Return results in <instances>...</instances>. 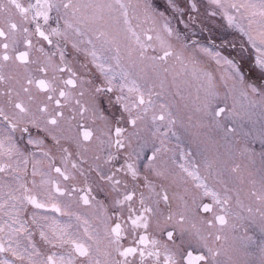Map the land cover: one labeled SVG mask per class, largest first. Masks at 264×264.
I'll list each match as a JSON object with an SVG mask.
<instances>
[{
	"label": "snow or ice",
	"instance_id": "1",
	"mask_svg": "<svg viewBox=\"0 0 264 264\" xmlns=\"http://www.w3.org/2000/svg\"><path fill=\"white\" fill-rule=\"evenodd\" d=\"M206 3L208 17L222 15L247 37L264 72V0ZM186 13L194 25L201 0H165L164 10L148 0H0V264H227L228 249L241 251L225 244L233 189L223 161H206L202 177L195 163L176 165L168 140L185 122L220 127L222 114L242 118L235 103L212 107L219 92L213 72L201 66L205 58L224 72L219 79L231 93L264 103V87L247 84L220 51L185 43L172 20L188 29ZM175 64L192 65L206 85L203 99L182 116L189 105L167 95ZM192 155L181 150L180 159ZM230 172L244 182L239 164ZM249 194L259 201L264 231V176ZM260 253L264 264V246Z\"/></svg>",
	"mask_w": 264,
	"mask_h": 264
},
{
	"label": "rangeland",
	"instance_id": "2",
	"mask_svg": "<svg viewBox=\"0 0 264 264\" xmlns=\"http://www.w3.org/2000/svg\"><path fill=\"white\" fill-rule=\"evenodd\" d=\"M138 2L142 4L143 0H132L133 4ZM148 2L153 4V6L159 10H164L165 0H148ZM205 7H207L206 0H201V15L199 21L204 22L207 18L211 25L218 26L223 33V44L213 48V51H220L222 55L228 56L229 59H232L238 66L240 75L244 77L247 84L254 85L258 88L264 87V72H262L255 63L257 53L255 49L251 48L247 43V37L239 31L238 27H229L227 20H225L222 15L218 14L214 18L208 17L204 12ZM129 14L133 25L135 26V24L138 23L135 19V13L129 9ZM186 14L181 19L184 18L183 20L185 22H189L188 15ZM232 14L237 17V24L241 23L239 14H236L235 12ZM172 24L173 26L178 24L179 27L182 26L184 28L183 23H178L176 19L172 20ZM148 26L149 25H143V27ZM226 27L230 28V30L227 31ZM185 30H189V32L190 30H193L191 31V34L194 36V39L195 37L199 38L201 46L208 47L205 42L200 40L203 37V31L197 30L196 24L193 25L190 23V27ZM137 31L139 32L140 30L137 29ZM212 31H210V33ZM189 32H186L187 37L192 36ZM234 34H236V40L232 41L231 37ZM229 44H232L235 48L231 47L230 49L228 46ZM106 54H114V50L112 53ZM237 59L240 62H238ZM201 66L204 67L206 71L213 72L217 83V90L218 88L221 89L219 95L213 101L212 107L216 108L220 103H226V107L230 109L235 103L236 111L241 113L242 118L232 117L225 113L217 118L220 121V127H216L212 124L211 127L194 128L185 122L183 131H178L176 137L169 136L168 141L172 140L176 145V149L174 148V152H172L171 155H173V158L176 160V165L184 163L186 166H190L196 158L192 157L188 160V157L186 156L185 159H180L183 144L186 147V149L183 150L184 153H187L188 147L191 149L195 147L198 153H202L204 149H206V154H202V156L196 155L199 157L197 160H199L200 164H203V168L206 171L204 172L203 168L199 170L202 177L208 176L209 174V170L205 167L206 161L215 160L217 157L223 161V168L221 169L224 172L223 179L226 180L228 185L233 189L232 214L230 215V219L252 226V228H248L250 229L248 233H240L237 235L235 241L228 237V240L225 242L226 248L230 245L231 248L240 249L241 251L235 253L231 251V249H228L227 255L223 258L227 261V264H260V248L261 246H264L262 221L259 212L256 211V209L260 207V204L259 201H256L250 196L249 190L258 191L260 189L261 177L264 176V103L256 97L245 98L241 96L239 92H229L228 89L224 87L223 82L219 79L224 72L221 71L214 62L205 58L201 62ZM130 71L132 72L131 78H135L138 82L142 83L139 79V70L130 69ZM117 79H119V76ZM168 79L169 91L167 95L169 99L174 103H180L181 107L185 103L189 105V109H184L180 113L181 116L183 115V112L190 111V109L197 106L199 103V101H197V96H199L201 100L203 99L206 85L202 83V76L198 78L196 75H193L192 65H187V68L185 69L181 65L175 64ZM177 92L180 93V96L184 97L182 101L180 100V96L175 95ZM225 96H227L226 100ZM173 111L175 112L176 109L174 108ZM230 122L235 128H237L234 133L226 131L227 123ZM205 123H211V118H208ZM182 128L183 127H180V125H177L175 129ZM194 134L198 135L197 142L195 143L192 140ZM177 145H179V148H177ZM236 164L241 166V172L245 177L243 183L236 179L235 174L230 172V169ZM176 165H173V168H176ZM176 170L179 171L178 168H176ZM216 170V166H214L212 169L213 176L215 175ZM249 173H252L251 177H249ZM250 179L256 181L255 185L249 183ZM208 183L210 185L216 184L215 180L211 177L209 178ZM218 186L216 185V187ZM178 191H182V189H178ZM237 198L242 202L239 206L236 203ZM176 207L177 204L174 202L173 209L175 210ZM249 207L253 209L251 213L247 210ZM251 236H253V238L247 241V238ZM245 250L247 254H245ZM229 256H231V260L228 259Z\"/></svg>",
	"mask_w": 264,
	"mask_h": 264
},
{
	"label": "flooded vegetation",
	"instance_id": "3",
	"mask_svg": "<svg viewBox=\"0 0 264 264\" xmlns=\"http://www.w3.org/2000/svg\"><path fill=\"white\" fill-rule=\"evenodd\" d=\"M21 2H23V0H21ZM255 2H257V3H259V0H255ZM236 14H238V13H236ZM186 15H188V14H186ZM184 19V18H183ZM225 19V18H224ZM226 20V19H225ZM236 23H237V21H236ZM196 28H197V30H202L203 31V37L200 39L202 42H205L207 45H208V47H210L211 49H213V48H216V47H218V46H221L222 44H223V42H222V37H223V33L221 32V30H220V28L218 27V26H214V25H211L210 24V22H209V20H207V18H206V20H204V22H202V21H199V20H197L196 21ZM174 27H176L180 32H181V35H182V38H183V40H184V42L185 43H187L190 47H191V45H192V42H196L197 44H199V45H201L200 44V42H199V38H197V37H195V39H194V36L191 34V31H193V30H190V32H189V30H185L182 26L181 27H179L178 26V24H175V26ZM226 29H227V31L228 30H230V28H228V27H226ZM212 30H216V31H212ZM189 32L190 33V35H192V36H190V37H187L186 36V32ZM210 31H212L211 33H210ZM208 35H207V34ZM226 36V35H225ZM231 39H232V41H235L236 40V34H234L232 37H231ZM229 46V48L231 49V47L232 48H235L234 46H232V44H229L228 45ZM68 51L70 52L71 51V49H70V46H69V48H68ZM232 55H233V53H232ZM238 60V59H237ZM238 62H240L239 60H238ZM220 88H218V92L220 93ZM226 95V94H225ZM227 106V104L226 103H220L217 107H226ZM226 108H228V107H226ZM222 115H224V114H222ZM227 128H234L235 129V131L237 130V128H235V126L230 122V123H227ZM174 131H183L184 130V127L182 128V129H173ZM239 131V130H238ZM24 135V139L26 140L27 138H28V136L29 135H35V130L33 129L32 131H31V133H25V134H23ZM20 136H21V134L19 133V132H17L16 133V139H17V141H18V143H21V145H22V142L20 141ZM184 139V138H183ZM168 146L171 148V149H173L174 150V148L176 149V145H175V143L171 140V141H168ZM184 149H186V147H185V145L183 144V150ZM188 150H187V152H191V153H193V155L191 156V157H188V160H190L192 157H195L196 158V160H194L193 162H192V164L193 163H195V164H197L198 166H199V170H201L202 168H203V164H200V162H199V160H197V158H199L198 156H196V155H201L202 156V154H206V149H204V151L202 152V153H198L197 152V150H196V148L194 147L193 149H191V148H187ZM30 150H32V151H36L37 152V158H39V152H38V150L37 149H34V148H32V149H30ZM174 152V151H173ZM172 154V152H170L169 153V156H172L173 157V155H171ZM6 161H4V160H0V163H5ZM171 167H173V165H170ZM203 171L204 172H206L205 170H204V168H203ZM63 186V185H62ZM217 186H218V184H217ZM218 189L220 188L219 186L217 187ZM232 194H233V191H232ZM100 199H103V197L101 196V197H99ZM201 201L199 200L197 203H200ZM203 202H205V203H211V200H210V198H208V197H204L203 198ZM173 206H174V203H173ZM28 208H29V211H37L40 215H47V216H49V217H53V218H56V219H58V220H60L61 221V223H68L69 221H66V220H68V218L67 217H63V216H61L59 213H53L50 209H40V210H37V209H34V207L33 206H31V205H29L28 206ZM234 208V207H233ZM75 209V208H74ZM76 210H82L83 211V208H80V209H76ZM193 210H195V206L193 207ZM200 215H205L204 213H202V212H200L199 213ZM208 215H210V214H208ZM226 219H228L229 220V224H228V226L225 228V230H229V231H225V234L230 238V239H233V241H235L236 239V237H237V235H239L240 233H248L249 232V230L250 229H248V228H252V226H249V225H246V223H239V221H237V220H231L230 219V217H227ZM32 227V230L34 231V232H36V229H35V226H31ZM250 238H253V236H251ZM34 239H35V241L37 242V244H39V242H40V238H39V235H38V233L34 236ZM251 240V239H250ZM238 241V240H237ZM247 241H249V239L247 240ZM3 254H0V256H2ZM222 259H224L223 257H222Z\"/></svg>",
	"mask_w": 264,
	"mask_h": 264
}]
</instances>
